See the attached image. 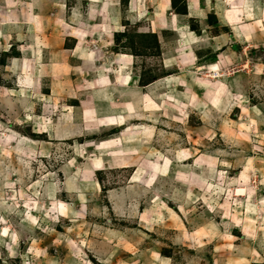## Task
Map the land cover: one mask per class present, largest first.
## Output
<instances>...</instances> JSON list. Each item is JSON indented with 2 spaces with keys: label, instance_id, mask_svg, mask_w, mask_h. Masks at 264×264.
<instances>
[{
  "label": "rangeland",
  "instance_id": "374dc122",
  "mask_svg": "<svg viewBox=\"0 0 264 264\" xmlns=\"http://www.w3.org/2000/svg\"><path fill=\"white\" fill-rule=\"evenodd\" d=\"M159 1L0 0V264H264V0Z\"/></svg>",
  "mask_w": 264,
  "mask_h": 264
},
{
  "label": "crops",
  "instance_id": "0c3cea01",
  "mask_svg": "<svg viewBox=\"0 0 264 264\" xmlns=\"http://www.w3.org/2000/svg\"><path fill=\"white\" fill-rule=\"evenodd\" d=\"M90 2H93V1H96V0H89ZM195 1L196 0H188V11H189V14H190V12L194 9L195 10V13H196V9H197V6H196V4H195ZM168 3V0H160L159 1V6L161 5V8H164L163 9V12L161 13V11H160V13L162 14V17H163V15H164V10L166 9L165 7L167 6L166 4ZM106 4V3H105ZM104 8H105V10H107V6L106 5H104ZM159 8L157 7V9H156V11H155V14H154V18H157V14L159 13V10H158ZM216 9L218 10V7H216ZM194 13V14H195ZM222 13L218 10V16H220ZM262 17H264V13L262 14ZM173 22V21H172ZM171 22V23H172ZM180 25V24H179ZM178 25V26H179ZM177 26V25H176ZM184 26H186L185 24H184ZM0 30H1V28H0ZM174 30V29H173ZM174 31H176V30H174ZM177 31H178V29H177ZM179 33H181V31L179 30L178 31ZM5 33L4 32H0V42L2 41L1 40V37L4 35ZM74 34H78V33H75V32H72L71 31V34H69L72 38H75L76 40H79V36H77V35H75V36H77L78 37V39L75 37V36H73ZM189 44H191V42L189 43ZM188 44V45H189ZM183 46H185V45H183ZM181 55H182V58L184 59V58H186L185 57V52L184 53H181ZM130 56H128L127 54H120L119 55V59H121L122 58V61H123V65H126V67L125 68H127V66H129L130 65V60H128V59H130L129 58ZM180 60V63H182V64H185L186 63V60ZM164 61H167L166 63H164L163 65H165L166 67H169L170 65H167V64H169V61L167 60V59H165L164 58ZM184 62V63H183ZM211 65H215V66H217V64H214V63H212V64H210V65H208V67L207 68H209V66H211ZM17 67L15 68V69H13L14 68V66L13 65H5L4 66V70H7V71H9L8 72V74H10V75H12L15 71L17 72V74H18V76H20V77H17L16 78V81H18V85H19V90H24V88H25V86L27 85V83H28V80H30V78H29V76H27V75H25L24 73H22V72H20V70L22 69V65H16ZM25 67V66H24ZM208 71H209V69H208ZM210 73H212L211 71H209ZM27 78H29V79H27ZM174 78H175V76H170L169 74H166V75H164L163 77H161V78H159L158 79V82H160V83H167V82H175V80H174ZM126 79H129V73L127 72V73H125L123 76H121V78H120V81L121 80H123L124 82H125V80ZM127 81V80H126ZM150 85H154L153 83L152 84H148L147 86H150Z\"/></svg>",
  "mask_w": 264,
  "mask_h": 264
},
{
  "label": "bare ground",
  "instance_id": "6f19581e",
  "mask_svg": "<svg viewBox=\"0 0 264 264\" xmlns=\"http://www.w3.org/2000/svg\"><path fill=\"white\" fill-rule=\"evenodd\" d=\"M226 2V1H225ZM163 9L164 8H161V5L159 6V13L157 14V18H162V12H163ZM160 11H161V13H160ZM195 13V10L193 9L191 12H190V14H194ZM231 23V22H230ZM229 23V24H230ZM170 30V29H169ZM174 30H176L177 31V29H174ZM75 35H77L78 36V34H74L73 36H75ZM77 36H75L77 39H78V37ZM102 42V41H101ZM167 56V55H166ZM165 58V57H164ZM209 71H211L212 73H213V76H215V77H213V78H216V77H219L220 76V74H219V72H218V70H219V68L217 67V66H215V65H211V66H209ZM221 88V87H220ZM210 95V94H209ZM211 97V96H210ZM209 97V98H210ZM215 97V96H214ZM145 105V104H144ZM256 116V115H255ZM261 116V115H260ZM147 132V131H146ZM150 135V134H149ZM145 136V135H144ZM26 139V138H25ZM199 159H196L195 158V162H197ZM240 187V186H239ZM242 188V187H241ZM240 188V189H241ZM243 191V190H242ZM237 194V193H236ZM243 195V194H242ZM215 209V208H214ZM182 232H184V231H182ZM3 234H5V229H3ZM198 238V237H197Z\"/></svg>",
  "mask_w": 264,
  "mask_h": 264
}]
</instances>
